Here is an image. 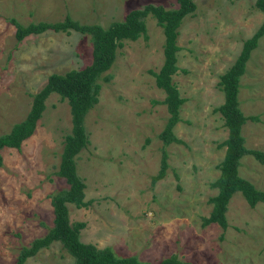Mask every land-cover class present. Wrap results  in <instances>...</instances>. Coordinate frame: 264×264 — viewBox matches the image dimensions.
<instances>
[{
	"label": "rangeland",
	"instance_id": "rangeland-1",
	"mask_svg": "<svg viewBox=\"0 0 264 264\" xmlns=\"http://www.w3.org/2000/svg\"><path fill=\"white\" fill-rule=\"evenodd\" d=\"M194 10L177 27L176 65L172 75L179 95L178 120L172 131L180 141L163 144L158 133L168 112L164 92L150 70L162 62L163 33L147 15L145 35L125 39L99 78L97 101L83 124L88 142L75 155L87 206L66 203L68 220L84 225L79 239L108 246L117 255L156 262L175 253L195 264H264V203L248 205L239 191L229 197L227 225H201L216 188L217 162L227 135L218 111L223 99L218 75L236 57L243 39L261 21L253 0H193ZM145 3L175 7V0H0V133L24 117L31 94L51 72L80 68L91 60L89 35L69 30L30 33L20 41L7 17L25 24L54 21L65 14L106 27L126 11ZM238 106L246 119L244 145L264 153V33L250 50L239 76ZM65 98L49 93L32 133L19 148L2 147L0 166V264H11L27 245L52 225L51 196L66 187L55 170L62 139L70 130ZM166 151L163 177L151 183ZM238 174L264 190V162L247 153ZM221 234V235H220ZM22 264H72L57 241L39 248Z\"/></svg>",
	"mask_w": 264,
	"mask_h": 264
},
{
	"label": "trees",
	"instance_id": "trees-1",
	"mask_svg": "<svg viewBox=\"0 0 264 264\" xmlns=\"http://www.w3.org/2000/svg\"><path fill=\"white\" fill-rule=\"evenodd\" d=\"M175 1L176 6L170 8L153 3L131 8L125 12L121 20H113L106 27L97 22H80L68 14L54 21L38 20L25 24L12 16L7 17L14 26V37L17 42L30 33H39L47 29L65 32L75 30L89 35L91 41L90 62L80 68L49 73L44 83L31 94L30 105L24 117L14 121L7 131L0 133V150L5 146L19 148L22 140L34 130L36 121L44 109V100L49 93H57L68 103L70 130L63 136L58 163L53 171L64 178L67 186L58 189L51 196L52 225L42 235L34 237L29 244L21 245L11 264H22L39 248L46 247L53 241H57L72 257V264H195L178 258L175 253L163 256L154 263L142 261L134 255H117L108 246L97 247L91 242L81 241L79 231L84 222L81 220L70 222L66 205L70 202L77 207L87 206L91 201V198L84 199V182L76 173L74 160L75 155L88 142L83 117L87 109L97 101L100 88L98 79L100 77L104 80L109 79V74L105 71L113 61L115 49L121 46L125 39L134 40L139 35H145L144 18L147 15L154 17L163 33L162 62L157 70H150L154 84L164 92L161 102L165 104L168 112L158 136L164 145L171 141H180L172 131L179 118L178 108L184 100L172 80V75L178 69L175 63L178 49L176 35L181 19L194 10L195 4L193 0ZM253 3L261 12V21L252 33L243 39L234 60L218 75L217 85L222 91L223 99L213 108L219 112L227 135L218 143L225 148L222 158L216 164L218 175L210 182V185L216 188V192L208 197L211 207L208 214L202 216L201 225L216 222L222 230L227 225L225 216L227 202L234 191H239L251 207L258 201L264 203V190L238 174L239 158L244 154L249 153L260 162H264V153L261 150L244 145V138L240 133L241 125L246 119L256 120L257 116L243 114L237 99L239 76L244 71L250 50L257 45L258 38L264 33V0H253ZM1 164L0 152V166ZM166 167V151L161 149L159 166L150 177L151 183L164 176Z\"/></svg>",
	"mask_w": 264,
	"mask_h": 264
}]
</instances>
